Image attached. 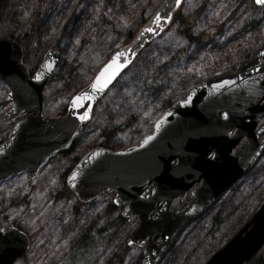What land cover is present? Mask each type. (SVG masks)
I'll return each mask as SVG.
<instances>
[{"label":"water","instance_id":"95a60500","mask_svg":"<svg viewBox=\"0 0 264 264\" xmlns=\"http://www.w3.org/2000/svg\"><path fill=\"white\" fill-rule=\"evenodd\" d=\"M183 2L164 0L135 38L115 51L75 94L64 115L45 112L44 89L55 76L60 52L48 50L32 73L24 64L20 43L11 37L1 39L0 83L8 87L5 103L11 105L3 117L15 122L0 144V184L26 174V191L30 192L39 172L74 147L95 106L140 53L168 30ZM254 4L264 8L256 0ZM157 14L159 21H155ZM118 52L124 53L121 62L126 66L104 92H93L91 84ZM82 93L95 99L82 100L81 107H74L72 101ZM189 97V103H183ZM85 104L88 107H83ZM84 112L88 116L81 119ZM148 136L152 139L145 144ZM263 153L264 38L233 69L214 72L171 104L139 142L116 150L91 148L70 170L66 184L84 204L114 194V204L123 208L122 216L138 222L128 236L129 247L143 250L141 264H158L175 238L248 174ZM188 195L190 202L173 210L174 204ZM0 229V264L23 260L31 248V238L15 227ZM263 248L264 201L205 264H248Z\"/></svg>","mask_w":264,"mask_h":264},{"label":"rangeland","instance_id":"374dc122","mask_svg":"<svg viewBox=\"0 0 264 264\" xmlns=\"http://www.w3.org/2000/svg\"><path fill=\"white\" fill-rule=\"evenodd\" d=\"M163 1L19 0L22 13L26 14L27 24L30 22V32L24 41L27 47L24 64L34 73L48 50L53 49L61 55L55 76L44 89L46 113L64 115L70 100L93 79L100 65L112 53L128 45L140 29L125 45H122L123 36L117 31L133 30L137 25L134 19L139 13H147L153 9L155 12ZM199 2L200 0H184L181 12L186 14L192 11ZM215 3L216 6L211 9L214 8V12L226 10L230 29L242 30L250 18L262 21L255 31L241 33L247 39L246 42L253 44L264 38V8L257 7L254 0H215ZM103 13L106 20L102 18ZM4 27L6 30L7 26ZM176 32V26L169 27L144 54L136 58L131 68L95 106L92 119L79 135L71 155H58L50 161L37 176L30 192L26 191V174L15 176L0 185V206L3 205V208L18 204L22 199L29 202L25 214L15 211L10 213L7 220L0 223V228L10 225L23 229V232L33 233L29 226L35 220L59 219L43 235L36 236L25 260L16 264H54L58 260V251H69L70 242L78 234L81 225L93 223L99 214L112 206L114 194H105L93 204L82 207L83 216L79 221L69 224L71 211L61 209L53 195L62 188L61 179H64L63 174L68 169L70 160L80 158L91 148L98 146L104 140L102 132H108L125 120L135 122L118 134L117 147L137 143L151 132L154 122L169 105L184 98L197 83L209 75L226 70H215L222 62L211 65L209 61H205L210 58L200 59V51H193L191 57L178 62L175 52L185 45ZM4 38L7 36L0 31V40ZM158 85H162L160 92L154 90ZM7 92L8 87L0 83V103H4ZM10 106L5 103L2 111L0 110L1 114ZM13 124L14 120L0 121V140H5L10 132L6 126ZM263 201L264 153L248 174L175 238L171 250L158 264H205L247 223ZM189 202L188 195L183 202H176L173 209L181 210ZM120 212L113 211L110 218L114 219ZM136 226V219L126 221L108 248L92 264H108L114 258L117 259L116 255L123 257L122 264H141V249L130 248L127 254L125 251L126 246H129L128 236ZM259 258H263V263L257 262ZM257 260L250 264H264V248L257 255Z\"/></svg>","mask_w":264,"mask_h":264},{"label":"trees","instance_id":"16d2710c","mask_svg":"<svg viewBox=\"0 0 264 264\" xmlns=\"http://www.w3.org/2000/svg\"><path fill=\"white\" fill-rule=\"evenodd\" d=\"M213 6H216L215 0H200L199 5L192 11L186 12V14H184L180 10L175 14L174 20L170 27L176 26V33L181 36L185 45L183 48H180V50H176L175 52V57L178 62L191 57V52L200 51V59L205 60V58H210V60H205L207 62L209 61V64L214 65L215 62H222L221 65L215 70L229 69L234 67L240 59L248 58L252 51L260 43L259 40L253 44H251V42H246L247 39L242 36L241 33H250L255 31L261 26V20L250 18L245 22L242 30L238 28L230 29V27H228L229 25L226 10L214 12L215 9H211ZM153 10L147 13L144 11L139 13L134 19L137 25L133 30L117 31L123 36L122 45H125L134 38L137 30L149 20L154 12ZM25 15L26 14L22 13L19 0H2L0 9V31H2V35L5 34L7 37L10 36L18 40L24 49V54L26 55L27 47L26 42L24 41L27 39V36L30 32V22L27 24ZM102 18L105 20L107 19L104 13L102 14ZM4 26H7L6 30ZM64 32L66 33V28ZM151 45H149L147 48H149ZM246 45L247 47H245ZM147 48L141 52L140 56L145 53ZM56 49L58 48L56 47ZM161 89L162 85L154 87L156 92H160ZM4 106L5 101L4 103L1 101L0 110L3 109ZM3 120V114L0 112V121L2 122ZM133 122L135 121L132 120V122H130L125 120L114 128H111V130L108 132H102L101 136L104 137V140L100 142L98 146H106L110 149L119 148L116 145L118 134L123 128L129 127ZM6 127L7 131H10L12 125ZM3 141L4 139L0 140V144ZM75 146L76 145H74V147L69 152L63 154L62 157H68L71 155L72 151L75 149ZM78 160L79 158L70 160L68 169L63 174L64 179H61L62 188L53 195L61 209L71 211L72 218L69 224L79 221L80 217L83 216L81 208L86 206L75 198L66 184V177ZM42 171L43 170H41V172ZM27 195L28 194H26V196ZM28 204L29 202L26 199H22L18 204H12V206L8 208H3V205H1L0 209L3 210L0 212V223L5 222L8 218V215L14 211L25 214L29 207ZM116 210L120 211V209L114 203H112L110 209L99 214L93 223H83L76 237L70 242L69 251H66L65 253L58 251V260L54 264H64L66 262H68L67 264H92L93 262H96L103 250L108 248L119 228L126 221H128L127 219L123 218L121 212L114 219H111L110 216L113 215V211ZM56 221H59V219L47 218L44 220H35L32 225L29 226V230H31L33 233H27L25 231L30 236L32 245L35 242L36 236L39 234L43 235ZM46 240L49 242L48 238H46ZM129 250L131 249L126 246V254ZM116 258L119 259L120 255H116ZM117 259L115 260L114 258L113 260L109 261L108 264H122L123 257L120 258V261H117ZM254 260H257V256L251 262H255ZM257 262L263 263V258H259ZM248 264H250V262Z\"/></svg>","mask_w":264,"mask_h":264},{"label":"snow or ice","instance_id":"6c2138e0","mask_svg":"<svg viewBox=\"0 0 264 264\" xmlns=\"http://www.w3.org/2000/svg\"><path fill=\"white\" fill-rule=\"evenodd\" d=\"M180 0H177V3H179ZM257 4H264V0H256ZM160 17L157 14L155 17V21H159ZM149 31H152V29H148ZM124 56V53L118 52L116 53L112 59L105 65V67L99 72V74L96 76L95 81L91 84V88L93 92L95 93H102L109 87L110 84L113 83V81L116 79V77L120 74L121 69L124 68L126 65L125 63L121 62V57ZM37 80L40 79V76L37 75L35 77ZM95 96L91 94L82 93L80 96H77L73 101L74 107H81L80 102L82 100H94ZM191 97H189L188 100H184L183 103L187 104L189 103ZM83 107H88L87 104L83 105ZM88 116V112H84L83 116H81V119H86ZM157 130L160 128V123L157 122L156 124ZM152 137L148 136L145 138L144 143L147 144L149 140H151ZM95 155V153H94ZM2 231V229H0Z\"/></svg>","mask_w":264,"mask_h":264},{"label":"bare ground","instance_id":"6f19581e","mask_svg":"<svg viewBox=\"0 0 264 264\" xmlns=\"http://www.w3.org/2000/svg\"><path fill=\"white\" fill-rule=\"evenodd\" d=\"M18 228V227H17Z\"/></svg>","mask_w":264,"mask_h":264}]
</instances>
